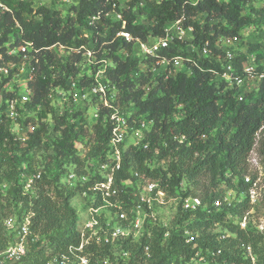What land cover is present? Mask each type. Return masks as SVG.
Returning a JSON list of instances; mask_svg holds the SVG:
<instances>
[{
  "label": "trees",
  "instance_id": "trees-1",
  "mask_svg": "<svg viewBox=\"0 0 264 264\" xmlns=\"http://www.w3.org/2000/svg\"><path fill=\"white\" fill-rule=\"evenodd\" d=\"M35 1L0 0L6 8L0 9V67L12 60L6 54V44L11 47L24 41L38 50L29 104L46 106L50 89L65 88L68 78L79 73L74 66L79 56L64 57L49 49L61 46L66 51L85 45L95 52L98 60H111L106 75L118 90L117 104L123 115H128L135 126L146 124L141 144L148 142V149L128 147L122 155L118 179L132 178L130 174L136 172L157 182L172 198L191 196V192L181 190L180 184L186 178L193 185L199 184L204 192L202 207L197 211L186 212L179 204L176 206V218L172 220L176 228L153 226L149 238H143L140 244L117 243L112 251L128 250L131 257L144 259L143 246L147 245L150 258L146 264H185L197 251L210 264H264V237L250 225L241 228L239 221L230 220L231 216L242 219L250 209L251 182L245 184L243 179L250 175L247 161L251 152H256L264 168V77L248 93L240 94L235 88L227 90L226 82L216 75L222 72V62L198 56L205 43L214 56H222V51L216 48L218 40L238 38L249 25L264 27V5L257 7L254 0H123L128 8L120 13L125 30L134 38L147 41L164 36V28L178 20L183 27L193 28L189 43L176 41L159 55L167 59L182 56L195 61L196 66L191 65L189 73L179 71L164 78L151 70L153 59L142 62L145 68L141 69L133 57L123 56V52H131L132 45L114 38L121 23L106 17L112 4L119 5L118 0H74L76 3L69 7L73 16L68 13L65 19L52 10L62 0H51L50 4L34 10ZM98 14L99 18L93 20ZM84 34L88 37H82ZM189 44L195 50L190 51ZM258 47L251 44L246 52H241L236 58L238 65L242 60L247 61L250 54H256L257 60L263 59L264 52H255ZM256 72H262V67ZM8 79L0 81V186L6 187L4 193L0 189V252L15 239V232L5 229V220L15 215L20 222L31 213L26 253L17 264H48L53 258L69 254V248L79 244L80 221L70 201L82 188L78 186L66 192L58 180L72 165L78 175L86 174L85 159L86 164L91 159L94 166L105 161L111 129L109 110L98 111L93 126L94 144L83 159L76 155L75 145L85 137L82 128L75 130L72 124L74 117L81 115L79 112L58 119L59 125L66 127L50 142V148H40L44 126L29 127L27 140L21 143L10 132V120L2 114L5 99L13 97L1 91ZM82 82L89 85L91 79L85 77ZM42 115L45 117V113ZM33 150L44 152L45 159L39 168L29 155ZM159 155L172 157L166 169L156 163L150 165ZM38 173L39 179H34L25 191L27 178ZM254 179L252 175L251 181ZM221 181L245 193L243 199L234 205L220 203L216 207L218 200L212 190ZM216 224H221L228 234L201 233L185 243V231L194 232ZM166 232L168 236L164 238ZM109 250V246L90 245L83 253L92 254L94 261ZM132 260L129 264H137Z\"/></svg>",
  "mask_w": 264,
  "mask_h": 264
},
{
  "label": "built area",
  "instance_id": "built-area-1",
  "mask_svg": "<svg viewBox=\"0 0 264 264\" xmlns=\"http://www.w3.org/2000/svg\"><path fill=\"white\" fill-rule=\"evenodd\" d=\"M119 5L112 4V10L106 14L112 22H120V29L116 32L114 38H120L125 43L131 44V52H123V56H131L139 63L148 59L152 60L151 70L157 74L163 75L164 78L171 76L176 72H187L191 70V65L196 66L195 61H191L182 56H176L167 59L165 56L159 55L161 50L168 48L170 44L178 42L189 43L193 36V28L183 27L180 20L167 25L164 28V36L151 37L147 41H142L139 38H134L125 30V21L120 13L128 8L123 0H118ZM123 1V2H122ZM160 1V0H156ZM118 8V11L116 10ZM0 9L6 10L0 3ZM99 14L92 18L98 19ZM87 38L86 34L82 36ZM237 38H221L217 41L216 48L221 50L223 55L214 56L212 51L207 48L205 43L198 56L201 58H213L222 62V72L216 73L217 77L226 82L227 90L236 89L240 94L250 92L251 85L255 81L261 80L264 77V59L259 61L256 56H248V61H241L238 65L236 58L240 56V52H236L233 48V42ZM6 54L12 57L13 50L7 44ZM190 51L195 50L189 44ZM17 53L22 58L21 71L25 74L17 87V90L11 91L13 97L5 99L4 109L2 114L9 120H14L25 111V105L30 102L31 88L30 83L35 78L36 68L34 64L38 63V50L33 48L29 42H21L18 46ZM63 52H69L70 55L80 57L74 66L79 70L76 77H69L65 88L55 87L52 89L58 90L59 93L66 92L67 100L64 102L65 107H68V114L80 110L85 113L86 105L91 103L95 105L92 114L93 119H97L98 111L101 109L109 110L108 120L110 122V138L107 145V153L105 161L95 165V171L92 175L81 174L76 172L67 176L66 182L73 184L77 182L82 188L80 197L84 198L86 212L79 224V244L77 247H70L69 254L61 255L58 258H53L48 264H129L133 259L137 264H146L150 258L147 245L143 246L144 259L131 257L130 252L112 251L117 246V243H128L129 245L140 244L143 238H149L150 230L153 226H159L158 215L163 211L170 201L179 204L182 211L195 212L202 207L201 200L196 196L188 197H168L166 192L159 186L157 182L148 180L136 172L130 174L131 177L118 179V172L122 168V155L128 147L135 149L147 150L149 143L142 140L145 138L146 125L140 123L135 126L132 121L128 120V115H123L117 104V95L115 87L111 85L107 78V68L111 66V60L97 59L94 51L88 49L85 45L76 48L65 49L58 46ZM1 60V55H0ZM190 65V66H187ZM5 66L0 67V81L6 75ZM259 67H262V72L257 74ZM5 69V72L3 70ZM91 79L90 84H84L82 81ZM259 85V84H258ZM4 87V86H3ZM1 88L3 92L4 88ZM258 87V86H257ZM63 96V95H62ZM2 95L0 94V103ZM240 99V98H239ZM50 94H48V101ZM58 115H65V111L57 110ZM67 113V112H66ZM94 120V121H95ZM257 166L259 162H253ZM258 169V168H256ZM256 178V177H255ZM34 179H39V173L33 177L27 178L25 191H28ZM141 180V181H140ZM244 183L251 182L249 192L256 189L257 180L251 181V176L244 177ZM140 181V185L134 191H130L132 184ZM220 206L219 201L214 204ZM31 213H27L22 221L18 222L16 217H10L5 220V229L9 232H15V239L6 250L0 252V264H17L21 261L26 253V242L29 232ZM166 232L164 238L168 236ZM186 239L185 243H190L193 240V235L188 232L183 233ZM90 245L97 247L109 246L110 250L107 255L102 258L92 261V254H84V249ZM195 247V246H194ZM249 256L250 250L247 248ZM210 254V256H213ZM132 260V261H133ZM253 260V258H252ZM200 251H197L185 264H210Z\"/></svg>",
  "mask_w": 264,
  "mask_h": 264
},
{
  "label": "rangeland",
  "instance_id": "rangeland-1",
  "mask_svg": "<svg viewBox=\"0 0 264 264\" xmlns=\"http://www.w3.org/2000/svg\"><path fill=\"white\" fill-rule=\"evenodd\" d=\"M51 3V0H37L35 1L32 6L33 9L36 10L38 6L41 5H48ZM76 3L74 0H62L61 2L55 3L52 7V10L58 11L60 13V16L65 19L67 17V14L69 13V7L71 5H74ZM253 5H256L257 7L263 6L262 0H254ZM70 16H73V13H69ZM38 20V17L36 18ZM11 40V39H10ZM251 44H257L259 47L255 52H264V27L263 26H253L249 25L246 28L242 29L239 37L233 42V48L236 52H246L249 48V45ZM19 44L12 45L10 48L13 50L11 51L12 54V60L5 65V69L7 70L6 75H4L3 78L9 77L8 82L4 85L3 92L9 93L11 91H16L18 85L20 84L25 71H21L22 58L17 53V49ZM54 54H61L64 57H69V52H63L61 49L54 47L49 49ZM255 54V53H254ZM256 55V54H255ZM253 54H250L249 56H255ZM264 56V54H263ZM38 58V56H37ZM264 59V58H263ZM262 58L259 59V61L263 60ZM147 65V64H146ZM140 68H145L144 63H139ZM5 69L3 72H5ZM260 80L255 81L254 84H252L250 87L251 90H255L259 84ZM32 92V91H31ZM50 100L48 101L46 106H37L32 107L29 103L25 105L26 109L21 114L22 111H20L19 116H17L14 120H10V132L15 136V138L20 141L21 143H24L27 140V129L31 126H33L34 129L41 128L44 126V132L41 134V142H40V148H44V146H47L50 148V142L57 138L61 134V130L66 127V124L59 125V120L61 115H58L57 110L60 112L65 111V114H68V107L66 108L64 105V102L67 100V94L66 92H61L50 89ZM115 94L117 95V103H118V90L115 88ZM63 95V96H62ZM95 105L89 103L86 105L85 113L82 115V112L80 110L76 111L79 112L81 115H76L74 117V120L72 122L73 125H75V130H79L82 128V134L84 135L85 139L82 142H77L76 147V155L80 158H85L88 151L90 150V147L94 144V130L93 126L96 121L93 119L92 114L94 112ZM67 112V113H66ZM43 113H45V117H43ZM70 115V114H68ZM73 116V115H71ZM59 119V120H58ZM27 123L25 125L24 123ZM66 123V122H64ZM149 124V123H148ZM147 124V125H148ZM146 125V124H145ZM80 126V127H79ZM43 151L42 150H33L29 153L31 156V160L33 164H35L36 168H39L41 164H43ZM157 154V153H155ZM172 159L171 156L168 157H161L160 155L157 156L156 160L153 161L150 165L153 166V164L156 163V166H160L162 169H166L168 163ZM259 162L257 154L255 151L251 152L249 159L247 161L248 165V171L250 175L255 176V180H257V187L252 192L248 193V199H249V205L250 209L245 212L244 217L242 219H239L240 217L231 216L230 220H236L239 221L240 227L245 228L247 225H250V228L253 230H256V232L264 237V168L259 163L257 166H254L253 162ZM258 168V169H256ZM67 170V171H66ZM65 170V173L62 177L59 178L58 182L61 184V187L64 188V190L72 191L75 188L79 186L77 182H74L73 184H68L66 182L67 176L71 173H75V167L68 166ZM83 170H85L89 175H92L95 171V166L92 163V160L89 159L88 163L83 165ZM249 175V177H250ZM27 178V177H26ZM141 181V180H140ZM140 181L136 182L135 184H132L130 187V191L136 190L138 187L137 185H140ZM182 192H191V196H196L198 198L203 197V191L199 187V184L193 185L190 181H188L186 178H183V181L180 184ZM0 189L2 193L6 191L5 186H0ZM217 197V200L220 201L219 203L224 204H237L240 200L243 199L245 196V193L238 192L233 187H228L225 185L223 181H221L215 188L212 190ZM71 206L75 209L77 216L79 217V220L83 219V216L86 212V206H85V200L84 198L80 197V194H76L70 201ZM13 217H16L15 215ZM159 221V227H164L165 229H173L174 222H172L173 219L176 218V203L170 201L168 206L163 210L160 211V214L158 215ZM176 228V227H175ZM186 232V231H185ZM189 235L197 236L201 233L203 234H214V233H227L225 228L221 224H216L211 227H208L206 229H196L194 232L187 231Z\"/></svg>",
  "mask_w": 264,
  "mask_h": 264
},
{
  "label": "clouds",
  "instance_id": "clouds-1",
  "mask_svg": "<svg viewBox=\"0 0 264 264\" xmlns=\"http://www.w3.org/2000/svg\"><path fill=\"white\" fill-rule=\"evenodd\" d=\"M241 53V52H240ZM240 57V56H239ZM248 61V60H247ZM200 199V198H199Z\"/></svg>",
  "mask_w": 264,
  "mask_h": 264
}]
</instances>
